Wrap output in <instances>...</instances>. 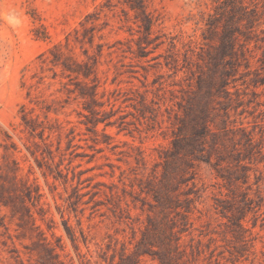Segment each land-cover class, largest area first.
<instances>
[{"label":"rangeland","instance_id":"374dc122","mask_svg":"<svg viewBox=\"0 0 264 264\" xmlns=\"http://www.w3.org/2000/svg\"><path fill=\"white\" fill-rule=\"evenodd\" d=\"M0 264H264V0H0Z\"/></svg>","mask_w":264,"mask_h":264}]
</instances>
